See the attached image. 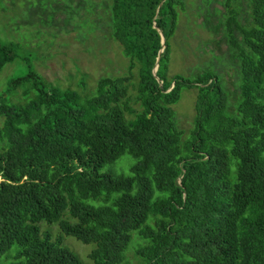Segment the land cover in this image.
Segmentation results:
<instances>
[{
  "label": "trees",
  "instance_id": "1",
  "mask_svg": "<svg viewBox=\"0 0 264 264\" xmlns=\"http://www.w3.org/2000/svg\"><path fill=\"white\" fill-rule=\"evenodd\" d=\"M233 2L246 3L245 24ZM97 3L125 75L83 97L29 69L0 92V264H84L41 222L94 244L91 264H122L132 233L137 264H264V0H223L222 23L203 15L227 44L233 103L212 71L168 75L187 0ZM14 49L0 40V72ZM184 87L197 90L186 137L172 110ZM125 154L134 163L117 174Z\"/></svg>",
  "mask_w": 264,
  "mask_h": 264
},
{
  "label": "rangeland",
  "instance_id": "2",
  "mask_svg": "<svg viewBox=\"0 0 264 264\" xmlns=\"http://www.w3.org/2000/svg\"><path fill=\"white\" fill-rule=\"evenodd\" d=\"M222 1L187 0L177 30L170 39L168 75L188 79L197 72L212 71L222 77L233 103L236 85L227 56V44L222 39L223 33L221 28L216 33L210 32V26L203 24L207 9L210 13L217 10L211 19L212 24H217L218 20L222 23L226 15ZM97 2L107 5V0H0V40L15 46L14 60L0 72V92L10 79L24 76L29 69L38 72L53 85H69L83 97L95 94L98 80L125 75L129 59L123 55L121 46L108 36L106 27L99 29L102 27L103 6ZM76 3H80L81 9H74L76 15L72 18L67 13ZM233 6L241 14L239 22L245 24L246 3L233 2ZM56 7L59 9L54 12ZM66 19H70V22L65 23ZM37 30H40V34H37ZM196 94L195 88L184 87L179 101L172 106L176 127L186 134L185 137L193 127ZM10 98L20 101L21 90L13 92ZM1 122L0 118V125ZM122 159H125L124 165L115 172L128 175L134 159L127 154ZM109 168L106 166L102 171ZM86 203L98 205L92 200ZM63 218H69L68 214L65 213ZM69 220L74 222L71 218ZM39 228L41 233H50L53 239L60 236L63 246L73 251L84 264H91L88 255L94 249V244H84L62 235L58 223L41 222ZM134 240H137L136 233H132L122 264H137L131 252ZM138 261L140 263L139 258Z\"/></svg>",
  "mask_w": 264,
  "mask_h": 264
},
{
  "label": "water",
  "instance_id": "3",
  "mask_svg": "<svg viewBox=\"0 0 264 264\" xmlns=\"http://www.w3.org/2000/svg\"><path fill=\"white\" fill-rule=\"evenodd\" d=\"M160 36H161V45H162L163 48H165V39H164V37H163V35L161 33H160ZM162 51H163V49L160 50V52H162ZM158 60H159V58H157L156 63L154 65V68L152 69V74H153V76L156 79H157L156 71H157V68H158Z\"/></svg>",
  "mask_w": 264,
  "mask_h": 264
}]
</instances>
